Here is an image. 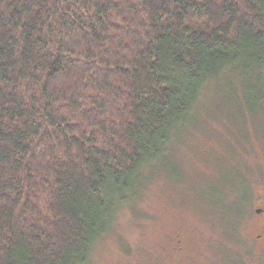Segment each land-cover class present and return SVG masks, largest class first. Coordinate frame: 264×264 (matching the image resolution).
Here are the masks:
<instances>
[{"label":"trees","instance_id":"16d2710c","mask_svg":"<svg viewBox=\"0 0 264 264\" xmlns=\"http://www.w3.org/2000/svg\"><path fill=\"white\" fill-rule=\"evenodd\" d=\"M263 69L264 0H0V264H93L207 85ZM225 183L200 210L247 264L253 189Z\"/></svg>","mask_w":264,"mask_h":264},{"label":"rangeland","instance_id":"374dc122","mask_svg":"<svg viewBox=\"0 0 264 264\" xmlns=\"http://www.w3.org/2000/svg\"><path fill=\"white\" fill-rule=\"evenodd\" d=\"M225 74L207 85L173 150L137 178L93 264H223L219 231L200 208L228 177L252 186L241 230L254 251L247 264H263L264 78Z\"/></svg>","mask_w":264,"mask_h":264},{"label":"water","instance_id":"95a60500","mask_svg":"<svg viewBox=\"0 0 264 264\" xmlns=\"http://www.w3.org/2000/svg\"><path fill=\"white\" fill-rule=\"evenodd\" d=\"M262 210L261 209H257V213H260Z\"/></svg>","mask_w":264,"mask_h":264}]
</instances>
